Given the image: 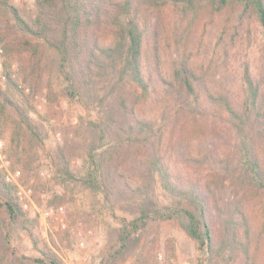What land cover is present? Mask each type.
Returning a JSON list of instances; mask_svg holds the SVG:
<instances>
[{"label": "trees", "instance_id": "16d2710c", "mask_svg": "<svg viewBox=\"0 0 264 264\" xmlns=\"http://www.w3.org/2000/svg\"><path fill=\"white\" fill-rule=\"evenodd\" d=\"M208 24L216 25L212 52L198 33ZM259 29L264 0H0V134L9 157L27 182L48 134L31 116L34 94L56 73L70 97L88 99L99 112L88 125L83 183L112 207L121 199L135 206L106 264L140 245L139 264H148L150 227L165 221L176 222L210 261L264 264ZM48 95L58 98L52 87ZM76 147L66 142L52 154L59 175H74ZM194 172L204 175L193 179ZM6 176L0 167V264H62L47 244L35 258L17 251L12 239L22 229L36 246L40 240ZM157 182L170 203L153 198Z\"/></svg>", "mask_w": 264, "mask_h": 264}, {"label": "rangeland", "instance_id": "374dc122", "mask_svg": "<svg viewBox=\"0 0 264 264\" xmlns=\"http://www.w3.org/2000/svg\"><path fill=\"white\" fill-rule=\"evenodd\" d=\"M25 1L29 0H15L19 4ZM205 28L198 32L199 38L204 42L203 50L206 48L212 52L217 41L216 25L208 24ZM255 37L260 43L264 41L261 29L256 30ZM258 53L251 55L255 65L258 63ZM3 58L0 44V83L4 86L6 78L3 75ZM12 68L17 69V66ZM48 79L50 81L46 80L34 94L38 112H31L33 119L41 122L48 134L43 145L38 148V155L33 162V176L27 182L24 181L27 171L9 157L11 146L0 134L4 146L0 167L7 175L20 170L13 181H7L19 187L27 216L36 219L33 233L40 244L36 246L30 232L23 229L15 234L12 241L19 253L32 258L41 256L40 247L44 248L47 244L62 264H106L116 232L125 219L134 216L135 206L133 202L121 199L112 207L104 201L102 195L94 193L83 183L89 165L85 145L93 137L88 125L90 121L98 119V109L86 98L80 101L70 97L65 91L63 80L56 73H52ZM48 87L58 93L56 101L49 99ZM66 142L77 147L70 162L74 175L63 176L57 172L52 154ZM105 143L99 150L107 146L108 142ZM179 168L188 176L187 169L183 166ZM203 175L194 172L190 177L201 179ZM153 198L161 204L172 201L158 182ZM147 238L155 240L148 243V264H199L200 259L203 264H218L202 254L196 241L174 221L152 224ZM140 246L132 249L116 264H139Z\"/></svg>", "mask_w": 264, "mask_h": 264}, {"label": "built area", "instance_id": "2783aa9c", "mask_svg": "<svg viewBox=\"0 0 264 264\" xmlns=\"http://www.w3.org/2000/svg\"><path fill=\"white\" fill-rule=\"evenodd\" d=\"M3 142L0 141V157H3ZM20 174V170H15L13 172H9L7 175V180L8 181H13V179Z\"/></svg>", "mask_w": 264, "mask_h": 264}]
</instances>
